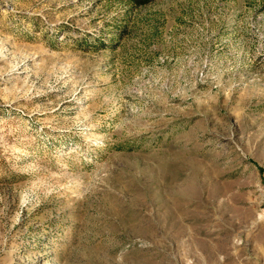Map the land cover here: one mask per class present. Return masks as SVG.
<instances>
[{
    "label": "rangeland",
    "instance_id": "rangeland-1",
    "mask_svg": "<svg viewBox=\"0 0 264 264\" xmlns=\"http://www.w3.org/2000/svg\"><path fill=\"white\" fill-rule=\"evenodd\" d=\"M0 264H264V0H0Z\"/></svg>",
    "mask_w": 264,
    "mask_h": 264
},
{
    "label": "trees",
    "instance_id": "trees-1",
    "mask_svg": "<svg viewBox=\"0 0 264 264\" xmlns=\"http://www.w3.org/2000/svg\"><path fill=\"white\" fill-rule=\"evenodd\" d=\"M127 1L131 2V3L135 4V5H141V4L147 3L150 0H127Z\"/></svg>",
    "mask_w": 264,
    "mask_h": 264
}]
</instances>
